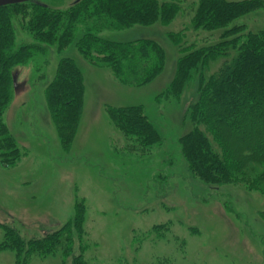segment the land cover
I'll return each instance as SVG.
<instances>
[{
    "label": "rangeland",
    "instance_id": "rangeland-1",
    "mask_svg": "<svg viewBox=\"0 0 264 264\" xmlns=\"http://www.w3.org/2000/svg\"><path fill=\"white\" fill-rule=\"evenodd\" d=\"M39 1L66 9L75 0ZM170 1L178 12L167 24L98 34L116 42H158L163 68L146 85H122L109 69L88 64L74 44L60 55L49 49L13 69L15 88L4 122L22 155L12 167L0 164V243L3 227L15 229L25 241L42 238L72 220L77 203L84 206L82 239L74 234L71 255L57 249L44 258L33 254L27 264H71L80 253L86 264H264V196L192 177L178 139L192 127L186 110L195 88L185 89L178 100L162 94L180 57L172 34L183 33L184 47L200 49L222 42L223 32L234 27L241 36L264 32V0L260 8L213 32L192 29L199 0ZM17 37L18 43H32L20 33ZM232 51L227 49V57ZM60 57L74 61L85 90L68 151L61 147L44 95ZM223 60L208 59L205 76ZM125 106L142 107L161 136L159 146L143 152L127 147L107 113ZM0 264H15V252L0 250Z\"/></svg>",
    "mask_w": 264,
    "mask_h": 264
},
{
    "label": "trees",
    "instance_id": "trees-1",
    "mask_svg": "<svg viewBox=\"0 0 264 264\" xmlns=\"http://www.w3.org/2000/svg\"><path fill=\"white\" fill-rule=\"evenodd\" d=\"M260 7V0H199L192 29H224ZM177 12L178 6L170 0H75L66 9L32 0L0 7V164L12 167L22 155L4 122L15 88V67L49 49L60 55L74 44L88 64L109 69L122 85H146L163 68L165 54L158 42H116L98 34L147 27L157 21L167 24ZM238 29L224 31L222 42L200 49H192L191 44L184 47L185 43H180L183 33L172 34L180 57L162 94L178 100L185 89L195 88L196 96L186 110L192 127L178 139L190 175L205 185H230L264 196V32L241 36ZM17 33L32 43H23V39L18 43ZM229 47L233 51L227 57ZM222 57L218 70L205 76L208 59ZM84 91L79 68L72 59L60 57L44 95L65 151L70 149L79 124ZM107 113L127 147L143 152L162 143L141 106L109 108ZM83 218V203H77L72 220L42 238L27 241L15 229L3 227L0 250H13L15 264H27L33 254L44 258L57 249L68 257L74 234L82 239ZM71 264H86L82 253L74 256Z\"/></svg>",
    "mask_w": 264,
    "mask_h": 264
},
{
    "label": "water",
    "instance_id": "water-1",
    "mask_svg": "<svg viewBox=\"0 0 264 264\" xmlns=\"http://www.w3.org/2000/svg\"><path fill=\"white\" fill-rule=\"evenodd\" d=\"M32 0H0V7L7 6V5H13V4H19V3H25Z\"/></svg>",
    "mask_w": 264,
    "mask_h": 264
}]
</instances>
